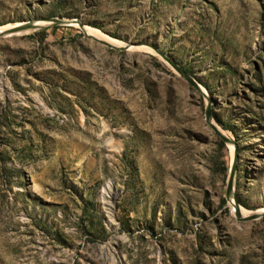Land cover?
Segmentation results:
<instances>
[{
	"label": "rangeland",
	"instance_id": "374dc122",
	"mask_svg": "<svg viewBox=\"0 0 264 264\" xmlns=\"http://www.w3.org/2000/svg\"><path fill=\"white\" fill-rule=\"evenodd\" d=\"M27 20L0 35V264H264L233 205L264 210V0H0Z\"/></svg>",
	"mask_w": 264,
	"mask_h": 264
},
{
	"label": "water",
	"instance_id": "95a60500",
	"mask_svg": "<svg viewBox=\"0 0 264 264\" xmlns=\"http://www.w3.org/2000/svg\"><path fill=\"white\" fill-rule=\"evenodd\" d=\"M48 20H51V21H53L55 23H61V22H69V21H71V20H68V19H65V18H61V17H54V18H50ZM79 23H80L81 26H83V24L80 21H79ZM36 26H38V24H36L35 21H33V20H27V21L22 22V23L12 24L11 26H9V27L1 30L0 31V35H4V34H7V33H12V32H16V31H20V30L34 28ZM87 36L90 37V38H92L89 35H87ZM92 39H94V38H92ZM94 40H96V39H94ZM96 41L100 42V40H96ZM136 44L137 43H126L123 46H115V47H118V48H121V49H125V48H128L130 46H135ZM152 47L155 49V51L162 58H164L179 73H181L191 84H193L195 87H198V84L194 81V79L186 71H184L181 67H179L176 63H174V61H172L170 59V57H168L164 52H162L156 46L152 45ZM206 118H207V121L210 124V126L216 131V133H218V135L223 140H225L227 142H230V143H233L230 138H228L226 135H224L223 133H221L218 130V128L216 127V125L209 120L210 119V107H209V104L206 107ZM236 163H237V153H236V149H235L234 150V156H233L232 164H231L230 171H229V177H228V183H227V193H230L232 191V181H233V175H234V172H235V169H236ZM236 215L240 219L248 220V219H252V218L258 217V216H264V210L251 211V212H249L246 215H240V214H238L236 212Z\"/></svg>",
	"mask_w": 264,
	"mask_h": 264
},
{
	"label": "bare ground",
	"instance_id": "6f19581e",
	"mask_svg": "<svg viewBox=\"0 0 264 264\" xmlns=\"http://www.w3.org/2000/svg\"><path fill=\"white\" fill-rule=\"evenodd\" d=\"M68 20H71V19H68ZM36 23H42V22L41 21H37ZM9 26H11V25H6V26H3V27H0V31L5 29V28H7V27H9ZM82 28L85 31V34L91 36L92 38H94L96 40H100V42L101 43L103 42V44L112 45V46H123V45H125V43L122 42V41H119V40H116V39H113V38H110V37L106 36L99 29H96V28H93V27H89V26H86V25H83ZM139 47L146 48V49H148V50L153 52V50L150 47H147V46H143V45L142 46L141 45L130 46V48H138V49H139ZM140 49H142V48H140ZM154 52H156V51H154ZM233 205H234L235 212H237L240 215H245V214L250 212V210H247V209H244L242 207L237 206L236 203H234Z\"/></svg>",
	"mask_w": 264,
	"mask_h": 264
}]
</instances>
